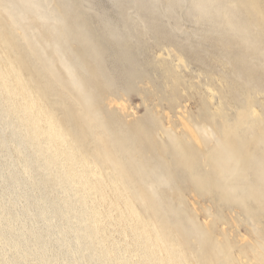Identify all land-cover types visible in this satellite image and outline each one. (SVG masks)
<instances>
[{
    "label": "rangeland",
    "instance_id": "1",
    "mask_svg": "<svg viewBox=\"0 0 264 264\" xmlns=\"http://www.w3.org/2000/svg\"><path fill=\"white\" fill-rule=\"evenodd\" d=\"M243 1H0V48L49 94L62 122L84 115L78 92L85 90L89 111L100 116L85 142L101 136L112 149L132 147V138V153L120 155H135L144 172L154 168L164 176L155 185L157 210L139 179L124 196L103 184L105 198L98 201L111 221L104 232L119 237L124 222L138 223L132 208L139 207L175 243L182 264H264V0ZM66 64L81 87L70 83ZM111 100L133 112L115 111Z\"/></svg>",
    "mask_w": 264,
    "mask_h": 264
},
{
    "label": "bare ground",
    "instance_id": "2",
    "mask_svg": "<svg viewBox=\"0 0 264 264\" xmlns=\"http://www.w3.org/2000/svg\"><path fill=\"white\" fill-rule=\"evenodd\" d=\"M0 1L12 4L9 0ZM255 8L256 6L253 9ZM250 14L254 16L255 13ZM42 20L45 24L46 20ZM242 38L245 39L244 36ZM248 46L252 47L250 44ZM66 66L72 79L70 83H78L81 87L82 82L74 76V67L70 68L68 64ZM59 83L62 86L68 85L63 79ZM78 93L87 112L81 114V117L71 118L68 123L62 122L55 113L52 102H48L49 94L45 95L31 85L13 57L0 48V264H182L179 251L171 245L173 241L166 238L167 234L160 233V225L157 226L155 219L142 216L141 211H138L139 207L138 210L132 208L138 223L134 222L132 225L126 216L127 221L123 220L126 222L118 232L119 237L107 233L111 221L106 219L107 212L103 211L98 201V196L101 200L105 198L102 185L113 184L114 189L123 195L125 189L133 188L134 182L139 179L151 192L148 193L155 199L158 207L155 185L165 183L164 176L155 172L154 168L144 172L142 167L145 164L141 158L128 155L132 153L131 148L135 144L132 138H128L132 147L126 146L127 148L125 145H117L121 147L111 149L112 141L109 144L101 136L85 142L90 127L93 126L92 119L95 121V117L100 116L99 110L89 111L91 106L87 92L81 89ZM57 101L62 103L64 98ZM127 104L122 100L110 101L115 111L131 115L133 110L130 112ZM111 106L110 109H113ZM64 112L69 114L68 110L64 109ZM103 126L99 128L102 129ZM120 151L128 154L120 155ZM179 156L183 159L185 157L183 154ZM185 159L187 160L186 157ZM239 159L242 160L240 157ZM188 165L190 167L191 164ZM261 174L263 176L264 172ZM174 176L173 173V178ZM134 194L145 198L138 190ZM127 200L125 195L126 204ZM121 216H124V212H121ZM106 229L107 234L104 232ZM182 231L188 237L190 230L184 227ZM161 247L165 249L164 254H160ZM210 263L215 264L212 261Z\"/></svg>",
    "mask_w": 264,
    "mask_h": 264
}]
</instances>
